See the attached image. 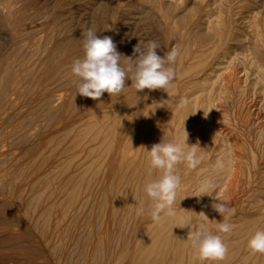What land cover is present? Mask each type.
Returning a JSON list of instances; mask_svg holds the SVG:
<instances>
[{"label":"rangeland","instance_id":"374dc122","mask_svg":"<svg viewBox=\"0 0 264 264\" xmlns=\"http://www.w3.org/2000/svg\"><path fill=\"white\" fill-rule=\"evenodd\" d=\"M2 1L7 9L12 8L14 13L6 15L0 12V78L4 76V81L0 80V90L8 92L9 100L4 112L5 116L0 118V264H120L119 258L122 260L121 264H128L129 260L131 262L129 264H132L136 241L137 239L139 241L144 232L145 234L147 232L144 231V227L146 229L149 224L155 225L154 227L158 226L148 214L141 216L136 214V208L140 206L141 200L146 207L150 203L144 192V182L147 180L143 179L147 178L150 167V160L145 148L149 146L148 143L151 139L146 135L141 143V149L138 151L133 144L135 140H132L135 131L129 133L130 123L127 119L128 113L133 111V103L129 98L133 90L132 81L126 78V87L120 94L111 96L105 92L99 100L76 95V83L79 78L72 73L71 67L76 59L84 56L82 32L87 28L96 31L101 38L110 36L116 44L117 50L126 57L133 56V48L140 41L144 44L152 40L157 41L161 45V48L157 49V53L161 56L175 48L179 53L176 62L171 65L175 71H181L182 66L186 68L189 66L188 64L199 62L198 53L200 51L213 52V57H216L210 63L217 65L211 64V67L207 68V71L215 70L208 76L213 80H216V76L221 73L228 75L229 71L226 70V73L223 71L232 65L233 74L236 76H232L231 86L234 88L236 78L241 81L226 99L222 98L221 101H216L215 106L218 109L217 117L220 118L217 121L218 127L223 128L224 131L234 130L240 137L239 147L233 148L234 163L236 161V164L240 166L235 164L233 175L228 180L219 179L213 173L217 169V158L221 153L216 148L218 144L209 149V136L206 134L203 136V133H192L195 131L192 130L191 134L188 133L187 142L189 145L201 144L199 146L201 148H198L201 162L195 169L187 168L185 163L177 165L176 171L181 176L182 183L180 189L177 190L179 192L173 207L181 205L180 199L183 195L194 204L199 202L197 201L198 197L193 196L196 192L194 184L209 179L208 181L216 185L214 194L212 193L213 196L227 203L231 209L234 207L232 214L227 217L228 223L236 224L233 231L229 234L218 233L228 246L225 257L229 259L227 263L235 264L236 261L248 259L252 254L247 246L248 240L256 231L264 230V102H262L264 99L261 93H254L257 85L255 84L256 76L253 75L254 65L258 66L256 68L262 65L261 70L264 72V0H0V2ZM210 13L213 14L210 15ZM218 15H221L219 16L223 21L221 28L224 31L223 36L221 34L222 37L219 35L223 38V42L220 44L216 40L219 37L214 36V33L208 28L209 21L215 19V16L217 18ZM19 25L21 31L18 30ZM251 25L253 26L251 27ZM203 28L205 29L203 30ZM257 31H261L260 34L263 33L260 40L257 39ZM254 40L259 43V46ZM17 49H20L21 56H23V69L22 71L12 69L5 76L4 63H7L9 58H14ZM187 54H190L188 58ZM181 55L185 56L183 58L186 59L185 62H182ZM180 61L182 64L179 63ZM125 63L126 59L122 57L121 65L124 66ZM175 67H179L178 70ZM249 75L251 76L247 77ZM14 82L21 84L17 93L10 90L13 88ZM243 86L248 88L247 91L250 94L246 101L247 106L239 105L237 101L240 88ZM18 93L20 96L17 95ZM119 96L120 98H117ZM16 98L18 99L16 100ZM99 103L100 105H98ZM94 108L97 110L92 111ZM185 108H182L181 112L185 113L187 117L181 118L182 122L178 121L180 116H177L172 122L173 125L170 124V121H165L160 127L158 119H156L152 127L159 125L161 129H159V135L165 130L161 136L156 137L155 144L160 143L165 136V139L168 140L169 133H171L169 141L181 142L183 135H180L179 132H182L186 124L202 125L198 114L196 115L198 117L189 114L191 103ZM98 109H100L99 111L104 110L106 113L100 114L97 112ZM123 110L127 115L122 117L119 113ZM222 112L227 113L226 119L221 116ZM239 112L247 113V117L242 115L243 118ZM110 114H114V116ZM105 115H109L108 117L112 120L107 119L108 117ZM88 121H94V123L88 124ZM166 123L171 127L167 128ZM178 123L181 125L176 126ZM88 125L92 129H87ZM119 125L122 128H119ZM122 129L127 133L122 132ZM83 131L88 135L85 136ZM81 132L84 135H81ZM65 134L68 136L66 137ZM127 135L130 136L129 139L126 137ZM100 136L104 139L99 138ZM177 138H180V141ZM100 139L104 143L109 140L107 143H103V146ZM79 141H83L80 142V149ZM85 143H89V145ZM125 143L128 144L127 147L130 146L128 148L125 146L126 149H123ZM154 143L152 141V145ZM67 145L71 149V151L68 149L69 152L65 147ZM74 147L77 151L74 150ZM205 147L206 149H204ZM150 148L146 149L150 150ZM122 151L125 152L124 154L129 153L128 156L126 155L128 158L126 161V157L119 154ZM237 155H239L238 158ZM136 158L137 161L139 160L138 162L134 161ZM121 159L126 164L122 165ZM82 160L85 162L83 163ZM67 161L69 164H66ZM65 165H67L66 168ZM238 167L240 168L239 173H237ZM86 170L88 175L85 174ZM153 171L151 179H155L158 175L155 170ZM130 174L132 175L130 176ZM69 177L74 181H70ZM220 181L223 186L219 184ZM142 185L144 186L142 187ZM49 187L52 188V191ZM192 187L195 189L193 188V190ZM71 190L73 193L70 194ZM181 191H183L182 195H180ZM214 197H209L210 199L206 200L207 204L209 200L211 205V201L218 202L214 200ZM61 200L65 202L64 205ZM72 200L74 201L72 202ZM52 204L55 206L54 209H51ZM83 206H86L85 209ZM189 210L193 212L195 206L190 205ZM49 215L51 219H48ZM130 215H135L134 220L132 219L134 223L131 222ZM191 218L194 219L193 216ZM214 220L222 222L224 217L214 211ZM193 222H196L195 219ZM131 223L139 227L140 230ZM132 227L136 229L135 232ZM158 232L159 235L164 233L159 228L157 234ZM131 234L141 237H137L135 240V237L129 236ZM131 238L133 240H130L132 243L129 244L128 241ZM98 242L100 243L98 244ZM122 242H125L126 247H123L124 243L122 244ZM173 243L174 241L171 242V246ZM127 244L129 245L127 246ZM119 253L122 254L121 257H119ZM114 259L118 260L116 261L118 263ZM250 259L248 264H263L264 254L255 253ZM219 262L222 264V260L209 264H219Z\"/></svg>","mask_w":264,"mask_h":264},{"label":"bare ground","instance_id":"6f19581e","mask_svg":"<svg viewBox=\"0 0 264 264\" xmlns=\"http://www.w3.org/2000/svg\"><path fill=\"white\" fill-rule=\"evenodd\" d=\"M193 1V0H192ZM168 2H170V1H168ZM201 2H204V1H201ZM219 2V1H218ZM230 2V1H229ZM4 2L2 1V2H0V12L1 13H5L6 15H7V13H11V12H13V10H12V8H8L7 9V6H5L4 4H3ZM156 3H158V2H156ZM179 3V2H178ZM217 3V2H216ZM177 4V3H176ZM211 4V3H210ZM218 4V3H217ZM216 4V5H217ZM12 5V4H11ZM10 5V6H11ZM178 5V4H177ZM181 5V4H180ZM193 5V4H192ZM260 5V4H259ZM223 6V5H222ZM229 6V5H228ZM180 7V6H179ZM227 7V6H226ZM250 7V6H249ZM208 9V8H207ZM212 9V8H211ZM257 9V8H256ZM16 10V9H15ZM193 10H195V9H193ZM253 10V9H252ZM210 11V10H209ZM140 12V11H139ZM194 12V11H193ZM0 13V14H1ZM14 13V12H13ZM137 13V12H136ZM254 13V12H253ZM147 14V13H146ZM150 14V13H149ZM182 14H184V13H182ZM208 14V13H207ZM206 14V15H207ZM213 14V13H212ZM211 13H210V15H212ZM221 14V13H220ZM258 14V13H257ZM187 15V14H186ZM5 16V15H4ZM185 16V15H184ZM191 16V15H190ZM214 16V15H213ZM219 16H221V15H218V17L216 18V16H215V19H211L210 21H209V27L208 28H210V30L214 33V36H218L219 37V39H216V40H218V43L220 44L221 42H223V38H221L222 36H223V30H222V19H221V17H219ZM8 17V16H7ZM140 17V16H139ZM195 18V17H194ZM5 19V18H4ZM189 20V19H188ZM196 20V19H195ZM209 20V19H208ZM19 21V20H18ZM145 21V20H144ZM175 21V20H174ZM185 22V21H184ZM183 22V23H184ZM192 22H193V18H192ZM225 22V21H224ZM251 22H253V21H251ZM160 23V22H159ZM186 23V22H185ZM192 24V23H191ZM17 26V25H16ZM20 26V25H19ZM18 26V30L19 31H21V26L19 27ZM207 26V25H206ZM241 26H242V24H241ZM250 26V25H249ZM253 25H251V27H252ZM257 26V25H256ZM255 26V27H256ZM200 27V26H199ZM205 27V26H204ZM1 28V27H0ZM172 28V27H171ZM200 28H202V27H200ZM207 28V27H206ZM225 28V27H224ZM231 28V27H230ZM205 28H203V30H204ZM173 30V29H172ZM207 30H209V29H207ZM258 31H259V29H257ZM174 31V30H173ZM231 31V30H230ZM257 31V39H259L260 38V36H262L263 35V33L262 34H260V32H258ZM210 32V31H209ZM229 32V31H228ZM194 33V32H193ZM19 34V33H18ZM221 34H222V36H221ZM225 34V33H224ZM227 34V33H226ZM221 37H220V36ZM233 35V34H232ZM253 35V34H252ZM255 36V35H254ZM231 37V36H230ZM240 37V36H239ZM232 38H233V36H232ZM20 39V38H19ZM157 39V38H156ZM200 40H201V38H199ZM222 39V40H221ZM256 39V40H257ZM69 40V39H68ZM256 40H254L255 42H256ZM260 40V39H259ZM238 41V40H237ZM18 42V41H17ZM176 42V41H175ZM233 42H235V41H233ZM248 42V41H247ZM237 43V42H236ZM256 43H258V42H256ZM4 44H6V43H4ZM206 44V43H205ZM252 44V43H251ZM263 44V43H262ZM2 45V44H1ZM7 47H8V45H6ZM50 46V45H49ZM186 46V45H185ZM255 46H257V45H255ZM258 46H259V43H258ZM5 47V46H4ZM14 47H16V45H14ZM249 47V46H248ZM2 48V47H1ZM16 48H18V47H16ZM20 48V47H19ZM37 48V47H36ZM46 48V47H45ZM168 48V47H167ZM262 48H263V45H262ZM22 49V48H21ZM186 50V49H185ZM185 50H183L184 52H185ZM258 50V49H257ZM263 50H264V48H263ZM3 51H4V48H3ZM182 51V52H183ZM189 51H191L190 49H189ZM230 51V50H229ZM245 51V50H244ZM181 52V53H182ZM192 52V51H191ZM235 52V51H234ZM248 52H251V51H248ZM224 53V52H223ZM237 53V52H236ZM56 54V53H55ZM183 54H186V53H183ZM182 54V55H183ZM229 54V53H228ZM235 54V53H234ZM242 54H243V52H242ZM247 54V53H246ZM257 54H258V52H257ZM12 55V54H11ZM181 55V56H182ZM190 56V54H187L186 55V57L188 58L189 56ZM214 55H213V52H209V51H205V52H203V51H200L199 53H198V57H199V62H197L196 64H188L189 66L188 67H186V68H183V67H185V66H182V70L181 69H179V70H181V71H175V73H176V77H175V79H174V81L172 82V84H171V86L167 89V92L165 91V90H163V89H155V90H149V89H144L143 91H137L134 87H133V90H132V92H131V94H130V96H129V98H130V100H131V102L133 103L131 106H132V108H133V111L132 112H130V113H128V119H127V121H128V123H130V129H129V133L130 132H132V131H135L134 133H133V138H132V140L134 139L135 140V142H133V144H134V146H136V149L139 151L140 149H141V143H142V141H143V139L145 138V136L146 135H148L147 137H150V142L148 143L149 144V146L148 147H146V148H148L149 149V147H151L152 146V141H153V143L155 142V139H156V137L159 135L158 133H159V129H160V127L161 126H163V123L165 122V121H170V124L174 121V119L177 117V116H180L179 117V120L178 121H181L182 122V120H180L181 118H184V117H187V115L185 116V113H183V112H181V109L180 108H178L177 107V105L179 104V101H180V99L181 98H183V97H187L188 99H189V103H191V108H190V113L189 114H192V115H194V116H196L197 114L199 115V117H200V119H201V121H202V125L200 126L199 124L198 125H196L195 123V126L194 125H191L190 123H188V124H186L185 126H184V129L182 130V132H179L180 133V135H183L182 136V139L181 140H183V138H184V134H185V130L187 131V133H190L192 130H195V131H192V133L193 132H195L196 134H201V133H203V136L206 134V135H208L209 136V142H208V148L209 149H212L214 146H216L217 144V146H216V148H218V150H220L221 151V153H220V155H219V157L217 158V161L218 160H223V162H224V168L223 169H221V168H219V167H217V169H216V171L215 172H213V173H215L214 175L215 176H217V177H219V179H226V180H228L232 175H233V171H234V168H235V164H236V161H235V163H234V160H235V158H234V154H233V148H236V147H239V145H240V143H241V141H240V137L238 136V135H236L237 134V132L236 131H234V130H225L224 131V129L223 128H219L218 126V123H217V121L220 119V118H218L217 116V108H216V106H215V103H217L216 101H221L222 100V98L223 99H226L227 98V96H228V94H231V92H233V90H235L237 87H236V85L241 81H239V79L238 78H236L235 79V86H234V88H233V86H231V80H232V76L233 75H235V74H233V67H232V65H231V67L229 68V67H227V68H225V70L223 71V72H225L226 70H227V72L229 71L230 73H228V75H224V74H220V75H217L216 76V80H213V78L212 77H208L209 76V74H210V72H214L215 70H213V69H211V71H207V68H210L211 66V64H213V65H217V64H214V63H210V62H212V59L213 58H216V57H213ZM242 56H244V55H242ZM249 56V55H248ZM259 56V55H258ZM4 57H5V55H4ZM185 57V56H184ZM183 56L181 57V59H183L184 58ZM192 57V56H191ZM196 58H197V56H195ZM240 57V56H239ZM262 57V56H261ZM3 58V57H2ZM22 58H23V56H21V51H20V49H17V52H16V54L14 55V58L12 57V58H9V61L7 62V63H4L5 65H4V69H3V71H5L4 72V75L6 76V73H8V71H12V69H14L15 71H22V69H23V62H22ZM194 58V57H193ZM241 58V57H240ZM239 58V59H240ZM247 58V57H246ZM245 58V59H246ZM11 59V60H10ZM190 59V58H189ZM192 59V58H191ZM226 59V58H225ZM228 59V58H227ZM235 59V58H234ZM238 59V58H237ZM236 59V60H237ZM186 60V59H185ZM185 60L183 59L182 60V62H185ZM250 60V59H249ZM27 61V60H26ZM251 61V60H250ZM249 61V62H250ZM255 61V60H254ZM253 61V62H254ZM182 62L180 61L179 63H181L182 64ZM192 62V61H191ZM214 62V61H213ZM260 62V61H259ZM178 63V62H177ZM190 63V62H189ZM216 63H218L217 61H216ZM230 63H232V62H230ZM236 63V62H235ZM242 63V62H241ZM252 63V62H251ZM221 64V63H220ZM250 64V63H249ZM228 66H229V64H227ZM241 65V64H240ZM257 65V64H256ZM259 65V64H258ZM210 66V67H209ZM222 66V65H221ZM250 66V65H249ZM253 66V65H252ZM262 66V65H261ZM261 66L259 67V68H256V67H258V66H255L254 65V71H253V75H255L256 76V78H255V84L257 85L256 87H255V91H254V93H261L262 95H263V99H264V72L261 70L262 68H261ZM3 67V66H2ZM176 68V67H175ZM178 68L179 67H177L176 68V70H178ZM181 68V67H180ZM217 69H218V67H216ZM216 68H214V69H216ZM233 68V69H232ZM246 68V67H245ZM264 68V67H263ZM206 69V70H205ZM220 69H222V67H220ZM224 69V68H223ZM248 69V68H247ZM175 70V69H174ZM205 70V71H204ZM219 70V69H218ZM252 70V69H251ZM246 71V70H245ZM226 73V72H225ZM242 73V72H241ZM247 73V72H246ZM214 74V73H213ZM248 74H250L249 72H248ZM216 75V74H215ZM236 76V75H235ZM251 75H249V76H247V77H250ZM243 77V76H242ZM254 77V76H253ZM18 78V77H17ZM239 78H241V77H239ZM246 78V77H245ZM249 79V78H248ZM0 80L1 81H4V76L2 77V78H0ZM6 80V79H5ZM0 81V82H1ZM18 81V80H17ZM21 81V80H20ZM51 82V81H50ZM22 83V82H21ZM252 83V82H251ZM15 84V85H14ZM14 84H13V88L12 89H10V90H13V92L15 93H17L18 92V90L21 88V84L20 83H15L14 82ZM241 84V83H240ZM245 84V83H244ZM232 85H233V82H232ZM246 85H247V83H246ZM0 86H1V84H0ZM251 87V86H250ZM258 87V89H256ZM129 88V87H128ZM252 88V87H251ZM251 88H249L250 90H251ZM0 89H1V87H0ZM26 89V88H25ZM6 90V89H5ZM248 90V88L246 89V88H244V86L243 87H241L240 88V92H239V96H238V98H239V100H237L238 102V104L239 105H245V106H247V104H246V101H247V99H248V97H249V92L247 91ZM252 90H253V88H252ZM13 92H12V94H13ZM8 93V92H7ZM7 93H5L4 92V90L3 91H1L0 90V118L4 115V112H5V110H6V106L8 105V102H9V100H8V96H7ZM20 93H18L17 95L18 96H20L19 95ZM9 95V94H8ZM30 95V94H29ZM13 96V95H12ZM39 96V95H38ZM231 96V95H230ZM253 96H254V94H253ZM234 97V96H233ZM237 97V96H236ZM257 97V96H256ZM262 97V96H261ZM20 98V97H19ZM108 98V97H107ZM117 98H120V96L119 97H117ZM129 98H126L127 100L129 99ZM237 98V99H238ZM18 98H16V100H17ZM26 99H27V97H26ZM260 99V98H259ZM15 99L13 100L14 102L16 101ZM120 100V99H119ZM123 100V99H122ZM91 102V101H90ZM120 102H121V100H120ZM262 102H264V101H262ZM13 103V102H12ZM42 103V102H41ZM116 103V102H115ZM115 103H113V104H115ZM224 103V102H223ZM102 104V103H101ZM131 104V103H130ZM159 104H163V106L164 107H159V108H157L158 106H159ZM93 105H95V104H93ZM98 105H100V103L98 104ZM97 105V106H98ZM116 105V104H115ZM41 106V105H40ZM91 106V105H90ZM102 107V106H101ZM104 107V106H103ZM102 107V108H103ZM39 108V107H38ZM189 108V107H188ZM184 109H186V108H184ZM210 109H212V110H210ZM217 109V110H216ZM231 109V108H230ZM244 109H247V108H244ZM97 110V108L95 109H93L92 111H96ZM100 109H98V111L97 112H99L100 114L102 113L103 115H104V113H106V111L104 112V110L103 111H99ZM125 110V109H124ZM120 111V115H122V117L123 116H125V111ZM188 110V109H187ZM210 110V112H209V114H208V116L205 118V116H204V113H207L208 111ZM219 110H221V109H219ZM237 110V109H236ZM248 110V109H247ZM225 111V110H224ZM231 111V110H230ZM241 111V110H240ZM246 111V110H245ZM46 112V111H45ZM109 112V111H108ZM189 112V111H188ZM187 112V113H188ZM17 113V112H16ZM96 113V112H95ZM195 113V114H194ZM240 114H241V112H239ZM247 113H248V111H247ZM247 113H244V114H241V116L243 115L245 118L247 117ZM39 114V113H38ZM40 114H43V113H40ZM96 114H98V113H96ZM107 114H109V113H107ZM111 114H112V112H111ZM110 114V115H111ZM85 115H87V114H85ZM91 115V114H90ZM127 115V114H126ZM5 116V115H4ZM3 116V117H4ZM37 116V115H36ZM43 116V115H42ZM92 116H93V114H92ZM102 116V115H101ZM107 115H105V117H106ZM109 116V115H108ZM107 116V117H108ZM111 116H114V114L113 115H111ZM118 116V115H117ZM221 116L224 118V119H226V117H228L227 116V113H225V112H222L221 113ZM220 116V117H221ZM242 116V117H243ZM88 117H90V116H88ZM104 117V116H103ZM196 117H198V116H196ZM234 117V116H233ZM243 117V118H244ZM251 117V116H250ZM86 118V117H85ZM92 118V117H91ZM110 117H108L107 119H109ZM189 118H192V116H189ZM249 118V117H248ZM101 119V118H100ZM111 119V118H110ZM109 119V120H110ZM156 119H158V122H159V125H160V127H159V125H157V126H153L152 127V124L156 121ZM178 119V118H177ZM176 119V120H177ZM233 119V118H232ZM86 120V119H85ZM103 120V119H102ZM112 120V119H111ZM115 120V119H114ZM236 120V119H235ZM82 121V120H81ZM95 121V120H94ZM94 121H92V122H89L88 124H93L94 123ZM101 122L100 120H97V122ZM117 121V120H116ZM226 121V120H225ZM237 121V120H236ZM102 123V122H101ZM100 123V124H101ZM109 123V122H108ZM108 123H106V124H108ZM112 123H113V121H112ZM119 123V122H118ZM117 123V124H118ZM169 123V122H168ZM168 123H166V126H167V124ZM198 123V122H197ZM219 123H220V121H219ZM254 123V122H253ZM99 124V123H98ZM102 124H104V123H102ZM102 124H101V128H102ZM106 124H105V126H106ZM156 124H157V122H156ZM168 125L167 126V128L168 127H171V125H173V123L171 124V125ZM174 124H176V123H174ZM181 125V123H178L176 126H178V125ZM48 125H50V124H48ZM96 125V124H95ZM179 125V126H180ZM27 126V125H26ZM52 126V125H51ZM86 126H87V124H86ZM85 126V127H86ZM89 126L90 125H88V127H87V129L89 128ZM47 127V126H46ZM116 127H117V125H116ZM91 128V127H90ZM90 128H89V130H90ZM94 128V127H93ZM119 128H122V127H120V125H119ZM173 128V127H172ZM171 128V129H172ZM238 128V127H237ZM27 129H28V126H27ZM81 129V128H80ZM79 129V130H80ZM85 129V128H84ZM92 129V128H91ZM99 129H100V126H99ZM103 129V128H102ZM125 129V128H124ZM124 129H122L123 131L122 132H125L124 131ZM164 129V128H163ZM38 130V129H37ZM41 130V129H40ZM89 130H87V131H89ZM126 130V129H125ZM161 130V129H160ZM165 130V129H164ZM164 130H163V132L162 133H164ZM180 130V131H181ZM238 131H239V129H237ZM35 131V130H34ZM93 131V130H92ZM103 131V130H102ZM101 131V132H102ZM168 131H170V129H168ZM74 132V131H73ZM83 132H85V131H83ZM91 132V131H90ZM94 132V131H93ZM93 132H91L92 134H93ZM96 132V131H95ZM100 132V133H101ZM170 132H172V131H170ZM63 133V132H62ZM61 133V134H62ZM64 133H66V132H64ZM125 133H127V132H125ZM124 133V134H125ZM162 133H161V135H162ZM175 133V132H174ZM84 135V133H82L81 132V135ZM167 135H168V132L166 133ZM191 134V133H190ZM239 134V133H238ZM250 134V133H249ZM1 135V134H0ZM86 135H88L86 132H85V136ZM161 135H159V136H161ZM169 135L171 136V133H169ZM261 135V134H260ZM65 136H66V134H65ZM68 136V135H67ZM66 136V137H67ZM96 136V135H95ZM122 136V135H121ZM169 136V139L171 140V137ZM175 136V135H174ZM173 136V137H174ZM178 136V135H177ZM127 138L128 137H130V136H126ZM205 137H207V136H205ZM64 138V137H63ZM97 138V137H96ZM99 138H102V140L104 139L103 137H99ZM158 138V137H157ZM159 138H161V137H159ZM165 138H166V136H165ZM203 138V137H202ZM242 138V137H241ZM79 139H81L80 137H79ZM98 139V138H97ZM129 139V138H128ZM168 139V140H169ZM178 139V138H177ZM250 139V138H249ZM101 140V139H100ZM102 140L100 141V143L102 142ZM109 140V139H108ZM108 140L105 142V143H107L108 142ZM157 140V139H156ZM159 140H161V139H159ZM200 140V139H199ZM26 141V140H25ZM74 141H76V140H74ZM97 141V140H96ZM99 141V140H98ZM175 141H177V140H175ZM178 141H180V138L178 139ZM194 141V140H193ZM259 141V140H258ZM80 142H83V141H79V145H78V147H79V149H80ZM159 142V141H158ZM75 143H78V142H75ZM89 143H91V142H89ZM89 143L87 144V143H85V144H87V145H89ZM99 143V144H100ZM104 143V141L102 142V144ZM104 143V144H105ZM111 143H113V141H111ZM188 143V142H187ZM190 143V142H189ZM244 143V142H243ZM92 144V143H91ZM104 144H103V146H104ZM136 144V145H135ZM155 144V143H154ZM197 144V143H196ZM247 144V143H246ZM65 145V144H64ZM109 145V144H108ZM126 145H128L127 143H125L124 144V146H123V149H126V148H124ZM201 145V144H200ZM199 145V146H200ZM60 146H63V145H60ZM67 146H68V148H67ZM67 146H65L66 147V149H67V152H69L68 151V149L71 151V149L69 148L70 146L69 145H67ZM92 146V145H91ZM99 147L100 146H102V145H98ZM130 146V145H129ZM128 146V147H129ZM133 146V147H134ZM64 147V146H63ZM76 147V146H75ZM75 147H74V150H76L75 149ZM82 147V146H81ZM84 147H87V146H84ZM95 147V146H94ZM127 147V146H126ZM127 147V148H128ZM106 148V147H105ZM65 149V150H66ZM78 149V148H77ZM92 149V148H91ZM109 149V148H108ZM151 149V148H150ZM204 149H206V147L204 148ZM208 149V150H209ZM263 149V148H262ZM57 150V149H56ZM73 149H72V153H73V151H74ZM90 150V149H89ZM57 151H59V150H57ZM56 151V152H57ZM77 151V150H76ZM82 151V150H81ZM98 151V150H97ZM124 151V150H123ZM120 152L119 154L121 155V156H125L126 157V155L128 156L129 155V153H127V154H124L125 152ZM246 151V150H245ZM62 152V151H61ZM203 152H205V151H203ZM236 152V151H235ZM264 152V151H263ZM64 153V152H63ZM85 154V153H84ZM252 154V153H251ZM87 155V154H86ZM92 155V154H91ZM91 155H90V158H91ZM253 156H254V154H252ZM63 156V155H62ZM66 156V155H65ZM77 156V155H76ZM208 156V155H207ZM238 156L239 155H237L236 157L238 158ZM256 156V155H255ZM70 157V156H69ZM88 157H89V155H88ZM252 157V156H251ZM11 158V157H10ZM75 158V157H74ZM122 158V157H121ZM130 158V157H129ZM201 158V157H200ZM126 159H128L127 157L125 158V161H126ZM239 159H240V157H239ZM68 160V159H67ZM73 160V159H72ZM105 160V159H104ZM257 160V159H256ZM36 161V160H35ZM69 161V160H68ZM68 161L66 162V164H69L68 163ZM75 161V160H74ZM73 161V162H74ZM83 161V160H82ZM86 161H87V159H86ZM125 161H123L122 162V159H121V161L120 162H122V165L125 163ZM133 161V160H132ZM134 161H137V158H136V160H134ZM133 161V162H134ZM139 161V160H138ZM137 161V162H138ZM61 162V161H60ZM70 162V161H69ZM85 161H83V163H84ZM91 162H94V161H91ZM98 162V161H97ZM129 162H130V160H129ZM136 162V163H137ZM143 162V161H142ZM147 162V161H146ZM43 163V162H42ZM63 163H64V161H63ZM96 163V162H95ZM94 163V164H95ZM139 163H141V162H139ZM79 164V163H78ZM80 164H81V162H80ZM90 164V163H89ZM99 164V163H98ZM126 164V163H125ZM70 165H71V163H70ZM70 165H69V167H70ZM83 165V164H82ZM138 165V164H137ZM142 165V164H141ZM146 165V164H145ZM186 165V164H185ZM214 165V164H213ZM237 166H240V165H238V164H236ZM58 166H59V164H58ZM66 166L67 165H65V168H66ZM92 166V165H91ZM94 166V165H93ZM120 166H121V164H120ZM119 166V167H120ZM62 167H63V165H62ZM61 167V168H62ZM86 167V166H85ZM113 167V166H112ZM73 168V167H72ZM71 168V169H72ZM88 168H90V166H88ZM142 168V167H141ZM188 168V167H187ZM208 168V167H207ZM68 169V168H67ZM70 169V170H71ZM66 170V169H65ZM91 170V169H90ZM124 170V169H123ZM200 170V169H199ZM41 171V170H40ZM69 171V170H68ZM136 171V170H135ZM156 171V170H155ZM188 171H189V169H188ZM244 171V170H243ZM89 172H91V171H89ZM157 172V171H156ZM186 172V171H185ZM190 172V171H189ZM198 172V171H197ZM240 172V168L238 167L237 168V173H239ZM262 172V171H261ZM58 173V172H57ZM82 173V172H81ZM95 173H97V172H95ZM100 173V172H99ZM121 173V172H120ZM153 173H154V171H153ZM153 173H152V175H153ZM158 173V172H157ZM200 173H202L201 171H200ZM211 173V172H210ZM35 174V173H34ZM85 174H87V170H86V173ZM89 174V173H88ZM87 174V175H88ZM135 174H136V172H135ZM140 174V173H139ZM138 174V175H139ZM156 174V173H155ZM187 174V173H186ZM207 174V173H206ZM206 174H205V176H206ZM84 175V174H83ZM132 174H130V176H131ZM137 175V176H138ZM190 175V174H189ZM198 175V174H197ZM235 175V174H234ZM92 176H94L93 174H92ZM124 176V178H125V175H123ZM123 176L121 177V178H123ZM155 176V175H154ZM186 176V175H185ZM196 176V175H195ZM200 176V175H199ZM119 177V178H120ZM141 177V176H140ZM156 177H157V175H156ZM201 177V176H200ZM237 177V176H236ZM70 178V181H72L71 180V177H69ZM76 178V177H75ZM91 178V177H90ZM97 179H98V177H96ZM146 178V177H145ZM147 178H148V176H147ZM143 179L144 181H148L149 179ZM192 178V177H191ZM84 180H85V178H83ZM94 180H95V177L93 178ZM115 179V178H114ZM142 179V178H141ZM187 179V178H186ZM198 179V178H197ZM202 179V178H201ZM69 180V179H68ZM89 180V179H88ZM137 180V179H136ZM188 180V179H187ZM189 180H190V177H189ZM188 180V181H189ZM203 180V179H202ZM209 180V179H208ZM207 180V181H208ZM225 180V181H226ZM60 181V180H59ZM73 181H74V179H73ZM72 181V182H73ZM76 181V180H75ZM83 181V180H82ZM147 181L146 182H144L145 184L147 183ZM192 180H190V182H191ZM201 181V180H200ZM224 181V183H227V182H225ZM81 182V181H80ZM122 182H123V180H122ZM196 182V181H195ZM203 182H205V181H203ZM203 182H197L196 184H194L195 186H196V192H195V194L197 195L198 193H197V190H198V188H199V186L203 183ZM139 183V182H138ZM143 183V184H144ZM222 184V182L220 181L219 182V184ZM234 183H236V182H234ZM73 184V183H72ZM75 184V183H74ZM101 184V183H100ZM109 184V183H108ZM186 184V183H185ZM220 184V185H221ZM139 185V184H138ZM138 185H137V187H138ZM188 185V184H187ZM193 185V186H194ZM232 185V184H231ZM74 186H76V184L74 185ZM144 185H142V187H143ZM192 186V185H191ZM221 186H223V185H221ZM224 186H226V185H224ZM230 186V185H229ZM247 186V185H246ZM52 187V186H51ZM79 187H80V185H79ZM141 187V188H142ZM241 187H243V186H241ZM50 188V187H49ZM87 188V187H86ZM85 188V189H86ZM125 188V187H124ZM185 188H187V187H185ZM189 188H190V185H189ZM195 189V187H192V189ZM224 188V187H223ZM132 189V188H131ZM138 189V188H137ZM143 189V188H142ZM180 189V188H179ZM191 189V188H190ZM193 189V190H194ZM245 189V188H244ZM50 190L52 191V188H50ZM70 190V189H69ZM140 190V189H139ZM217 190H219V189H217ZM249 190V189H248ZM73 190H71L70 191V194L71 193H73L72 192ZM125 191V190H124ZM179 192V191H178ZM177 192V193H178ZM182 192V193H181ZM180 192V195H182L183 194V191H181ZM186 192V191H185ZM240 192V191H239ZM42 193H44V192H42ZM97 193V192H96ZM116 193V192H115ZM125 193V192H124ZM131 193V192H130ZM226 193V192H225ZM234 193V192H233ZM61 194V193H60ZM78 194V193H77ZM194 194V195H195ZM214 194V193H213ZM218 194V193H217ZM217 194H216V196H217ZM72 195H75V194H72ZM81 195V194H80ZM135 195H136V193H135ZM193 195V196H194ZM238 195V194H237ZM237 197V196H236ZM34 198V197H33ZM52 198V197H51ZM63 198V197H62ZM70 198V197H69ZM72 198H73V196H72ZM208 198H209V196H207V195H205V196H202V197H198V199L199 200H197V201H199V202H197V203H195L194 204V202H191L189 199H188V197H186L185 195H183L182 196V198L180 199V203H181V205L180 206H178V207H173L174 209H175V211H176V215L174 216V217H170V216H167V215H165V214H161V219L158 221V222H156V224H158V226L156 225V227H158L159 229H160V231H163L164 233L161 235H159V232H158V234H157V231H158V228H156V227H154L155 225H150L149 224V226L145 229V227H144V231H147L146 232V234H145V232H144V234H143V236H142V238H139V241H138V239H137V241H136V245H135V256H134V258L132 259V264H206V263H213V261H210V260H206V261H200L197 257H196V255L194 254V249L192 248V246H191V244H192V242H191V240L190 239H188V232H189V229L188 228H179V227H175V226H177L178 224H180L183 220H185V219H188V218H191L192 216L194 217V219H195V223L197 224V226H198V223L200 222V221H203L204 223H205V225H206V227L209 229V230H211V231H213L214 233H216V231H217V229H216V225H217V222H215V220H214V209L212 208V206H211V204H209V201H208V204H207V201L206 200H208ZM212 198V197H211ZM250 198V197H249ZM65 199V198H64ZM76 199V198H75ZM89 199V198H88ZM210 199V198H209ZM219 199V198H218ZM51 200V199H50ZM49 200V201H50ZM69 200V199H68ZM78 200V199H77ZM146 200V199H145ZM62 201V200H61ZM74 200H72V202H73ZM92 201V200H91ZM90 201V202H91ZM143 200H141V202H142ZM194 201V200H193ZM63 202V201H62ZM79 202V201H78ZM104 202V201H103ZM125 202V201H124ZM134 202V201H133ZM179 202V201H178ZM88 203V202H87ZM121 203V202H120ZM179 203V204H180ZM210 203H214L213 201H211ZM35 204V203H34ZM37 204V203H36ZM56 204V203H55ZM65 204V202H63V204L62 205H64ZM73 204V203H72ZM84 204V203H83ZM86 204V203H85ZM130 204V203H129ZM68 205V204H67ZM70 205H71V203H70ZM77 205V204H76ZM190 205H193V206H195V210H193V212H190V210H189V206ZM235 205V204H234ZM48 206H50L51 207V205H48ZM52 208L51 209H54V205L52 204ZM73 206V205H72ZM75 206V205H74ZM90 206V205H89ZM92 206V205H91ZM95 206V205H94ZM133 206H134V204H133ZM139 206V205H138ZM242 206V205H241ZM49 207V208H50ZM65 207V206H64ZM69 207V206H68ZM71 207V206H70ZM84 207H86V206H83V208ZM122 207V206H121ZM63 208V207H62ZM66 208V207H65ZM115 208V207H114ZM234 208V207H233ZM232 208V209H233ZM56 209V208H55ZM69 209V208H68ZM85 209V208H84ZM137 209V208H136ZM56 211V210H55ZM68 211V210H67ZM66 211V212H67ZM70 211V210H69ZM133 211V210H132ZM253 211V210H252ZM92 212V211H91ZM127 212V211H126ZM137 212V211H136ZM135 212V213H136ZM201 212H203V213H205L206 214V216L208 217V219L207 218H205L204 216H203V213H201ZM260 212V211H259ZM82 213H84L83 211H82ZM129 213V212H128ZM128 213H127V215H128ZM134 213V214H135ZM200 213V214H199ZM137 214V213H136ZM216 214V213H215ZM64 215H65V217H66V214L64 213ZM79 216V215H78ZM132 218L130 219L131 220V222L132 223H134V221H132V219L134 220V216L133 215H130ZM129 216V217H130ZM141 216V215H140ZM139 216V217H140ZM75 217V216H74ZM138 217V218H139ZM138 218H137V221H138ZM48 219H51L50 218V215H49V218ZM193 219V220H194ZM129 220V219H128ZM104 221V220H103ZM141 221V220H140ZM153 222V221H152ZM131 223V225H134V224H132ZM141 223H142V221H141ZM143 223H144V221H143ZM52 224V223H51ZM58 224V226H59V223H57ZM104 224V223H103ZM234 224V223H233ZM97 225V224H96ZM95 225V226H96ZM234 225H236V224H234ZM98 226V225H97ZM135 227H136V229L138 228L139 229V227H137L136 225H134ZM133 226V227H134ZM264 226V225H263ZM57 227V226H56ZM124 227V226H123ZM132 227V230L134 229V232L136 231V229L135 228H133ZM154 227V228H153ZM238 227V226H237ZM140 228H141V226H140ZM90 229V228H89ZM140 230V229H139ZM255 230V229H254ZM258 230V229H257ZM46 231V230H45ZM115 231H116V229H115ZM129 231H130V228H129ZM156 232V234H154ZM253 232V231H252ZM49 233V232H48ZM88 233V232H87ZM141 233V232H140ZM139 233V234H140ZM44 234V233H43ZM129 234V233H128ZM141 234V235H142ZM119 235H120V233H119ZM2 236V235H1ZM65 236V235H64ZM129 236H133V234H131V235H129ZM162 236V237H161ZM79 237V236H78ZM135 237V240H136V238L137 237H141L140 235H138V236H133V238ZM91 239V238H90ZM102 239V238H101ZM127 239V238H126ZM126 239H124V240H126ZM113 240V239H112ZM128 240V239H127ZM130 240H133L132 238L131 239H129V244H131L132 242H130ZM53 241V240H52ZM98 241H100V240H98ZM123 241V240H122ZM172 241H174V243L172 244V246H171V242ZM86 243H88L87 241H86ZM100 242H98V244H99ZM102 243V242H101ZM104 243V242H103ZM102 243V244H103ZM124 243V244H123ZM230 243V242H229ZM122 244H123V247H126L125 246V242H122ZM129 244H127V246L129 245ZM243 245V244H242ZM117 246V245H116ZM173 246H175L174 248H172ZM57 247V246H56ZM247 247V246H246ZM117 248V247H116ZM133 248V249H134ZM239 248V247H238ZM102 252V251H101ZM125 252H126V250H125ZM125 252H123L124 254H125ZM109 253V252H108ZM75 254V253H74ZM120 254V253H119ZM73 255V254H72ZM82 255V254H81ZM101 255V254H100ZM252 255H254L253 253L251 254V255H249V258L248 259H244V260H241V261H236V263L235 264H248V262H249V260H251L250 259V257L252 256ZM70 256V255H69ZM102 256H103V254H102ZM122 256V254H120V256L119 257H121ZM227 256V255H226ZM72 257V256H71ZM92 257V256H91ZM230 257V256H229ZM40 258V257H39ZM68 258V257H67ZM66 258V259H67ZM126 258H127V256H126ZM246 258V257H245ZM263 258V257H262ZM79 259V258H78ZM113 259V258H112ZM118 259V258H117ZM121 258H119L118 260H119V263L121 264V262H122V260H120ZM238 259V258H237ZM243 259V258H242ZM61 260V259H60ZM118 260H115L114 259V261L116 262V261H118ZM127 260H129V259H127ZM92 261H93V259H92ZM121 261V262H120ZM125 261V260H124ZM123 261V263H125ZM167 261V262H166ZM219 261H221V260H219ZM229 261V259H228V257L227 258H225V259H223L222 260V264H226L227 262ZM262 261V260H261ZM82 262H84V261H82ZM114 263V262H113ZM116 263H118V262H116ZM129 263H131L130 262V260H129ZM128 263V264H129ZM255 263V262H254ZM126 264V263H125ZM219 264H220V262H219ZM228 264V263H227ZM231 264V263H230ZM233 264V263H232ZM250 264V263H249ZM264 264V263H263Z\"/></svg>","mask_w":264,"mask_h":264},{"label":"clouds","instance_id":"9594fccd","mask_svg":"<svg viewBox=\"0 0 264 264\" xmlns=\"http://www.w3.org/2000/svg\"><path fill=\"white\" fill-rule=\"evenodd\" d=\"M82 36L84 56L76 59L71 67L72 73L79 78L76 83V95L79 94L93 100H99L105 92L111 96L118 95L126 87V78L132 81L131 87L137 91L163 89L167 92L176 77L175 70L171 66L179 55L175 48L161 56L157 53V49L161 48L157 41H148L146 44L140 41L133 48V56L126 57L117 50L110 36L101 38L91 28L85 29ZM122 57L126 59L124 66L121 65ZM188 104L189 99L183 97L177 107L182 109ZM159 107L164 106L159 104L157 108ZM210 110L204 113L205 118ZM187 140L188 133L185 130L181 142L169 141L163 137L161 142L153 144L150 150L145 148L150 167L148 169L149 180L145 184L144 192L150 203L146 207L141 202L137 208V215L148 214L154 222L161 219L162 213L170 217L176 215L173 205L176 202L177 190L182 183L176 167L180 163H185L188 168L195 169L201 162L198 155V148L201 147L198 143L189 145ZM224 166L223 160L217 161V167L223 169ZM153 170L158 172L155 179H151ZM215 189L214 183L205 181L199 186L198 194L194 196L214 197L212 193ZM214 200L218 202L212 203V208L224 217L222 222H217L216 233L209 230L203 221H200L197 226L192 218L185 219L175 226L189 229L188 239L191 240L194 254L200 261L225 259L228 246L218 233L229 234L234 229V225L227 222V217L232 214L233 210L227 203L216 197ZM203 216L208 219L205 213ZM247 246L254 254H264V230L256 231L248 240Z\"/></svg>","mask_w":264,"mask_h":264}]
</instances>
